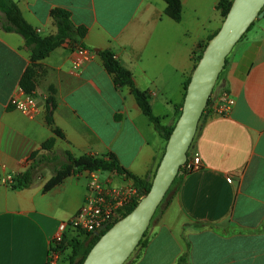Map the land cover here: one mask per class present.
Segmentation results:
<instances>
[{
    "label": "crops",
    "instance_id": "obj_1",
    "mask_svg": "<svg viewBox=\"0 0 264 264\" xmlns=\"http://www.w3.org/2000/svg\"><path fill=\"white\" fill-rule=\"evenodd\" d=\"M16 1L43 37L57 33L52 11L69 10L74 24L85 28L81 42L89 51L82 55L66 39L38 61L34 94L40 112L30 118L11 99L23 95L31 51L21 34L0 22V264H47L51 239L87 191L83 173L45 190L66 152L114 155L127 171L151 181L166 149L131 88L116 85L99 52H111L137 88L148 92L154 115L173 125L193 53L223 21L218 0H180L179 21L166 15L164 0ZM228 60L214 94L227 89L236 104L230 114L214 111L200 125L192 149L201 154L202 168L181 177L130 264H176L186 252L187 264H264V18ZM52 137V149H43ZM35 152L50 161L33 183L5 185L6 174L23 173Z\"/></svg>",
    "mask_w": 264,
    "mask_h": 264
},
{
    "label": "trees",
    "instance_id": "obj_2",
    "mask_svg": "<svg viewBox=\"0 0 264 264\" xmlns=\"http://www.w3.org/2000/svg\"><path fill=\"white\" fill-rule=\"evenodd\" d=\"M164 1L166 2V9H165L166 15H168L169 17L173 18L176 21L181 20L182 18L181 1L180 0H164ZM232 2L233 0H218L216 7L218 11L220 12V15L223 19L227 16L231 8ZM52 16L57 25V33L54 35L43 37L24 18L21 12V9L16 0H0V22H1L3 29L6 31H12V32H17L21 34L25 39L26 47L29 48V50L31 51V65L27 68L21 80V87L28 94H32L36 88L35 77H36V68L39 67L38 61L46 58L51 53V51H53L55 48L63 44L66 41V39H70L75 45H77V47L87 49L81 42L82 37L84 36V33H85V28L77 27L74 24L71 18V12L69 10L65 8H55L52 11ZM255 22L249 27L248 31L253 27ZM217 32L218 30L214 34H212L208 38L207 41L200 43L198 49L193 53V58H192L193 59V69L196 67L200 58L202 57L209 39H211ZM246 33L243 35L240 41L244 38ZM99 54L102 57L107 70L114 76L116 85L117 86L127 85L131 88L137 100V103L139 104L143 113L149 117L150 121L153 123L159 135L163 137L166 141H168L175 125H165L162 123L159 117L154 115L150 101H149L150 96L148 92L142 91L139 88H137V86L135 85L132 73L126 68H124L121 65V63L114 58L111 52L100 51ZM228 59H229V56L226 58V65L228 64V61H229ZM226 65L224 66L223 70L225 69ZM191 74L192 72L189 73L183 85L184 98L186 95L188 84L191 79ZM220 75H219V78H220ZM214 91L211 94L208 100L207 106H206V110L209 111V114L214 112V109L212 107V96L214 94ZM183 102L176 108L179 116L181 115V112H182ZM49 122H52L50 118H49ZM54 132L57 135H61V132L57 129H55ZM195 137H194V140H195ZM54 144H55V138L52 137L48 141H46L42 147L43 149L49 150V149H52ZM65 155H66L65 156L66 160L63 162H60L59 165L55 167L52 177L49 179V181L45 185V190H49L53 188L55 185L62 182L66 177H68L71 174H76V173L87 174L91 171L98 170V169L115 172L118 175H126L128 178H130L133 181L134 185L140 190L143 196H145L151 189L152 181L148 180L147 178H141V177L135 176L131 172L127 171L125 168H123L120 165L118 159L114 155L109 156V158L94 156L90 154H85L79 157H75L70 152H66ZM32 158H33V162L30 164V166L23 173L15 175V179H14L15 182L12 186L13 188L15 189L28 188L33 183V180H34L36 172L38 171V168H42L44 165L47 164V162L50 161L49 156L45 154H41L39 152H35L32 155ZM182 170L183 168L181 166L178 175L176 176L175 180L172 183V186L174 184L172 190L170 187L171 197L178 187L179 180L181 179V177H183V175H185L182 172ZM155 174H156V171H155ZM170 199L166 202L161 212H163L169 206ZM162 202L158 206L155 214L161 207ZM137 204H138V201L134 202L132 205L127 207V209L125 210V212L121 215L119 219H121L122 217L130 213ZM152 220H151V223H152ZM114 223L110 224L108 227L112 226ZM151 223L148 229L146 230V232L144 233L139 244L137 245L136 249L131 254V256L140 247L145 245L147 241V236L149 234V228L151 226ZM104 232L105 230L100 231L98 234H95L91 238L90 237H86L85 239L76 238L70 241L69 242L70 249L66 255L65 261H67L68 264H83L90 249L98 241V239ZM131 256L128 258V260L124 264L131 263L129 262ZM188 260H189V253L186 252L179 257L176 264H187Z\"/></svg>",
    "mask_w": 264,
    "mask_h": 264
},
{
    "label": "water",
    "instance_id": "obj_3",
    "mask_svg": "<svg viewBox=\"0 0 264 264\" xmlns=\"http://www.w3.org/2000/svg\"><path fill=\"white\" fill-rule=\"evenodd\" d=\"M263 18L264 0H233L221 27L209 39L192 71L181 115L167 141L150 191L112 226H101L100 230L105 232L92 246L83 264H124L134 252L180 167L186 162L199 125L209 116L206 106L226 65V58L249 27Z\"/></svg>",
    "mask_w": 264,
    "mask_h": 264
},
{
    "label": "built area",
    "instance_id": "obj_4",
    "mask_svg": "<svg viewBox=\"0 0 264 264\" xmlns=\"http://www.w3.org/2000/svg\"><path fill=\"white\" fill-rule=\"evenodd\" d=\"M78 50L82 55H89L87 49L78 47ZM74 68L78 71L80 63L77 62ZM235 104V97L227 89L212 96V107L219 115L230 114ZM11 105L30 118H34L40 112V104L34 92L28 94L24 91L22 96L13 97ZM188 153V158L182 166V172L185 175L198 171L203 166L202 157L198 151L191 147ZM14 179L15 175L6 174L5 185L12 187ZM87 179L83 205L72 218L60 223L59 231L51 239L47 264H60L65 260L70 249V241L76 238L93 237L101 231V226L114 223L127 207L143 198L140 190L126 175L98 169L87 173Z\"/></svg>",
    "mask_w": 264,
    "mask_h": 264
},
{
    "label": "rangeland",
    "instance_id": "obj_5",
    "mask_svg": "<svg viewBox=\"0 0 264 264\" xmlns=\"http://www.w3.org/2000/svg\"><path fill=\"white\" fill-rule=\"evenodd\" d=\"M221 18H222V17H221ZM223 20H224V19L222 18V21H223ZM178 118H179V114H178V116H177L176 121L178 120ZM176 121H175V123H176ZM175 123H174L173 125H175ZM200 125H201V124H200ZM200 125H199V127H200ZM166 142H167V141H166ZM153 177H154V176L152 175L151 181H152ZM173 186H174V184H173ZM173 186L171 185V190H172ZM170 197H171V194H170V188H169V191H168L167 194L165 195V198H164V200H163V202H162V204H161V207L159 208V210L157 211V213L155 214V216H154V218H153V220H152V223H151V226H150V228H149V231H150V229L153 227L154 223L158 220L159 216L161 215V210H162V208L164 207V205L166 204V202L170 199ZM72 234H73V233H72ZM136 253H137V252H135V253L131 256L129 262H131V261L133 260V258H134V256H135Z\"/></svg>",
    "mask_w": 264,
    "mask_h": 264
}]
</instances>
